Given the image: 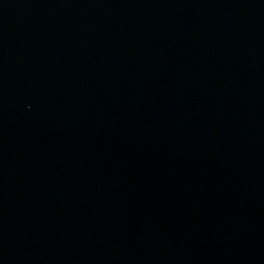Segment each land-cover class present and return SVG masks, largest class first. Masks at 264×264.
I'll use <instances>...</instances> for the list:
<instances>
[{"label":"water","instance_id":"water-1","mask_svg":"<svg viewBox=\"0 0 264 264\" xmlns=\"http://www.w3.org/2000/svg\"><path fill=\"white\" fill-rule=\"evenodd\" d=\"M0 264H264V0H0Z\"/></svg>","mask_w":264,"mask_h":264}]
</instances>
